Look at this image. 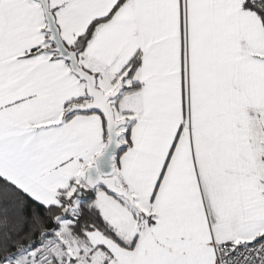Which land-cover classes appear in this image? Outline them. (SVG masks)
Returning a JSON list of instances; mask_svg holds the SVG:
<instances>
[{
  "label": "snow or ice",
  "instance_id": "obj_1",
  "mask_svg": "<svg viewBox=\"0 0 264 264\" xmlns=\"http://www.w3.org/2000/svg\"><path fill=\"white\" fill-rule=\"evenodd\" d=\"M0 264H264V0H0Z\"/></svg>",
  "mask_w": 264,
  "mask_h": 264
}]
</instances>
